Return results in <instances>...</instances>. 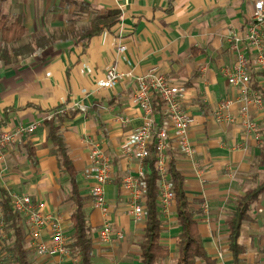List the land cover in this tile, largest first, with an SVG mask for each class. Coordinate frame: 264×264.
I'll return each instance as SVG.
<instances>
[{
    "label": "crops",
    "instance_id": "obj_1",
    "mask_svg": "<svg viewBox=\"0 0 264 264\" xmlns=\"http://www.w3.org/2000/svg\"><path fill=\"white\" fill-rule=\"evenodd\" d=\"M256 1L0 0V14L10 22L19 21L25 31L16 44L5 46L0 41V129L38 125L33 134L4 152L0 187L43 204L45 214L59 218L69 243L73 208L68 200V177L58 167L45 127L46 121L57 117L84 199L93 264H139L144 222H134L127 215V196L121 189L123 178L135 173L137 163L118 153L129 132L142 125V111L133 103L137 85L132 78L93 96L86 93L104 80L112 65L134 77L156 68L169 82L187 90L182 108L193 117L187 137L194 153L192 159L181 155L171 137L167 154L183 176L205 250L216 264H234L227 222L236 200L253 185L261 140L242 136L239 103L230 107L234 123H217L214 112L218 104L238 95L222 73L235 64L228 34L231 30L246 32ZM108 11L119 13V23L86 40L93 18ZM118 44L126 49L121 55ZM250 87L258 88L264 96V76L255 69ZM75 104L74 112L67 111ZM249 112L262 136L264 106L261 110L251 107ZM157 120L160 123V118ZM88 139L100 144L113 165L112 180L105 188L107 218L123 239L109 245L99 241L104 216L94 208L89 195L93 180ZM179 233L172 207L171 216L163 220L160 237L169 256L160 264H175ZM0 235L3 256L7 239ZM41 239H50L48 227ZM239 244L245 251L237 264H263L264 200L243 223ZM26 250L35 264H76L71 250L70 256L62 259L38 258L28 240Z\"/></svg>",
    "mask_w": 264,
    "mask_h": 264
},
{
    "label": "built area",
    "instance_id": "obj_2",
    "mask_svg": "<svg viewBox=\"0 0 264 264\" xmlns=\"http://www.w3.org/2000/svg\"><path fill=\"white\" fill-rule=\"evenodd\" d=\"M230 49L235 55V64L223 69L222 73L229 86L237 90L235 100H226L218 104L214 112L217 123H234L230 107L239 103L240 128L243 137L254 136L261 140V134L250 115V108L261 110L264 106L262 95L250 87L253 69L264 76V0L254 3L245 33L229 31ZM125 46L118 44L117 53L123 54ZM134 78L137 89L133 95V103L142 111V125L132 129L118 149V153L128 160L136 161V171L127 175L121 182V189L127 196V215L134 222H144L147 217L145 208L146 180L148 177L145 160L150 158L153 146L156 152V171L160 179L158 195V210L163 220L171 216L174 205V193L169 181L167 166L170 158L167 154L168 141L172 137L177 143L178 151L186 158L192 159L193 148L187 137L188 129L193 124V117L182 108L186 97V88L169 82L156 68L143 76L134 77L131 72H120L117 66H110L105 72V78L94 86L93 91L86 96H93L99 90L114 88L122 80ZM162 104L157 114L153 108L154 99ZM77 104L67 111L74 112ZM81 111L84 109L80 108ZM160 118V123L157 120ZM122 125H126L121 121ZM38 125L19 126L14 130L0 129V163L4 161V152L14 147L26 135L33 134ZM91 161L90 174L93 184L89 190L94 208L104 216L103 226L99 232V241L109 245L123 239L122 233L116 231L109 223L107 214L106 186L112 180L113 165L109 154H106L96 141H86ZM10 203L14 211L22 217L26 237L34 254L38 258H65L70 256L67 240L64 237L60 220L44 213L43 204H35L29 196L10 194ZM1 216V209H0ZM48 227L50 239L42 241L43 230ZM2 234V225H0ZM4 237V234H2ZM1 264V263H0Z\"/></svg>",
    "mask_w": 264,
    "mask_h": 264
},
{
    "label": "trees",
    "instance_id": "obj_3",
    "mask_svg": "<svg viewBox=\"0 0 264 264\" xmlns=\"http://www.w3.org/2000/svg\"><path fill=\"white\" fill-rule=\"evenodd\" d=\"M119 16L117 11H108L103 15H96L86 30L85 39L89 40L105 30H111L119 23ZM24 32V28L19 21L10 22L0 14V41L5 46L19 42L23 38ZM3 54L6 55L5 50ZM257 89L254 90L258 91ZM261 95L264 98L262 93ZM155 103L157 106L155 112L158 114L162 104L158 99ZM45 127L47 129V139L55 147L58 167L68 177V200L73 211L70 216L71 235L67 247L73 252L76 264H93V240L90 236V228L84 211V199L80 196L76 182V171L68 156L64 139L60 134L58 118L53 117L46 121ZM261 137V146L256 156L257 174L254 176L253 185L244 192L243 196L236 200L234 212L227 222L229 231L228 249L234 264L238 263L239 257L245 251L243 246L239 244L241 227L243 223L251 219L254 206L264 200V131ZM150 150L152 155L145 160V168L148 174L145 196L147 217L144 221L143 235L139 244V264H160L169 256V250L160 242L163 226V219L158 210L160 179L156 171L155 149L151 146ZM259 171H262V174ZM167 173L174 193L173 207L176 223L180 229L176 239L178 258L175 264H198L199 261L203 264H216V261L209 257L205 250L199 234L197 212L190 206L183 187V176L176 169L172 160L167 166ZM0 209L2 234L7 239L4 248L9 256L7 260L11 264H35L28 258L26 232L22 217L13 210L9 193L2 187H0ZM4 261L2 259L0 263L5 264Z\"/></svg>",
    "mask_w": 264,
    "mask_h": 264
},
{
    "label": "rangeland",
    "instance_id": "obj_4",
    "mask_svg": "<svg viewBox=\"0 0 264 264\" xmlns=\"http://www.w3.org/2000/svg\"><path fill=\"white\" fill-rule=\"evenodd\" d=\"M0 257H2L3 260H5L4 261L5 264H11V263H9V260H7L9 256L6 254V252H4V255L3 256L0 254Z\"/></svg>",
    "mask_w": 264,
    "mask_h": 264
}]
</instances>
